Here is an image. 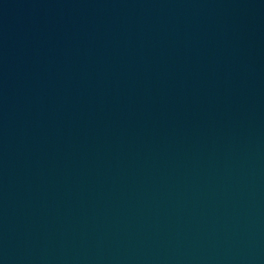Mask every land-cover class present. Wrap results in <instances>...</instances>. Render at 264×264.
Segmentation results:
<instances>
[{
  "label": "water",
  "instance_id": "water-1",
  "mask_svg": "<svg viewBox=\"0 0 264 264\" xmlns=\"http://www.w3.org/2000/svg\"><path fill=\"white\" fill-rule=\"evenodd\" d=\"M99 264H264V53Z\"/></svg>",
  "mask_w": 264,
  "mask_h": 264
}]
</instances>
